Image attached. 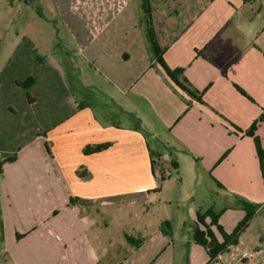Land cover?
<instances>
[{
	"label": "crops",
	"instance_id": "obj_1",
	"mask_svg": "<svg viewBox=\"0 0 264 264\" xmlns=\"http://www.w3.org/2000/svg\"><path fill=\"white\" fill-rule=\"evenodd\" d=\"M48 1L65 30L0 43V163L16 155L0 166V264H208L195 230L222 242L243 202L260 206L218 259L264 264L232 260L264 250V162L246 135L264 112V0ZM146 1L165 63L202 102L154 59ZM255 136L264 150V124Z\"/></svg>",
	"mask_w": 264,
	"mask_h": 264
},
{
	"label": "rangeland",
	"instance_id": "obj_2",
	"mask_svg": "<svg viewBox=\"0 0 264 264\" xmlns=\"http://www.w3.org/2000/svg\"><path fill=\"white\" fill-rule=\"evenodd\" d=\"M49 4L50 2L48 0H0V43H4V47L6 45L2 51L4 55L10 53L13 50V47L18 45L20 42H22V45H26L29 40H32L34 43L39 44L42 38H44V32L42 31H50L53 33L56 28L65 30V26H62V24L56 20V15L51 17L53 10L51 11L52 8H49ZM40 7L43 8L40 9ZM41 10L44 11L45 15L48 17V21L41 18ZM12 31H14L13 35L10 37L12 40L7 41L9 33ZM65 44L67 45L66 42ZM56 51H58V49ZM34 54H37L38 56L43 54L40 46L34 49ZM71 79L72 75L68 77V82L72 92L76 96L80 93L85 94L86 96L92 94L90 93L92 91L91 89H81V86L74 83ZM53 86L56 91L57 85ZM35 110H33L34 114L38 111ZM261 124H264V122L258 124L257 130ZM147 137L151 146L155 145L160 149V146L158 145L159 142L153 140L151 135L147 134ZM204 191L205 190H203V192ZM197 198L206 200L215 197L211 192H209V190H207L203 193V195H200ZM165 230H168L166 226ZM113 246L114 245L112 244V248ZM114 248L113 250H115Z\"/></svg>",
	"mask_w": 264,
	"mask_h": 264
},
{
	"label": "trees",
	"instance_id": "obj_3",
	"mask_svg": "<svg viewBox=\"0 0 264 264\" xmlns=\"http://www.w3.org/2000/svg\"><path fill=\"white\" fill-rule=\"evenodd\" d=\"M144 11L146 13V29H147V35L150 43L151 50L154 54V59L156 62H158L162 68L164 69L165 73L167 76L186 94H188L191 98L196 99L200 102H202L201 95L202 93H198L195 89H193L187 82L186 80L182 77V70L181 69H175L171 70L167 64L165 63L163 59V51L160 50L158 47L155 37L153 34V29H152V23H151V18H150V13H149V7L147 1L144 4ZM242 92V91H241ZM264 122V112L260 116V118L251 126V128L246 131V135L254 137L256 146H257V153L258 157L261 163V166L263 167V162H264V150H262L261 147V142L258 137L255 136L257 127L259 123ZM109 144H103L99 145L95 148L87 149L92 152H99L102 150H105L108 148ZM16 160V155H10V156H5L4 160L0 163V166L2 167L6 163H12ZM260 205L258 204H251L248 202H243L242 207L244 211L246 212L245 218L238 224V226L235 228V230L227 234L225 233L222 228H219L221 235L223 237V241L220 242L214 233L210 230L208 226H205V224L202 222L206 216L211 217L212 219V224H216V218L215 215L207 212L204 213L203 215H199L198 218L200 219V222L205 226V230L202 229H196L194 233V240L195 242L204 247L208 256H209V262L208 264H213L216 262L218 257L222 254L227 253L228 248L231 246H237L239 244V239L242 236L243 232L248 228L251 220L253 219L256 210L259 208ZM165 226L167 228L170 227V223L166 222L163 226V231L167 232L165 230ZM19 237V235H18Z\"/></svg>",
	"mask_w": 264,
	"mask_h": 264
},
{
	"label": "built area",
	"instance_id": "obj_4",
	"mask_svg": "<svg viewBox=\"0 0 264 264\" xmlns=\"http://www.w3.org/2000/svg\"><path fill=\"white\" fill-rule=\"evenodd\" d=\"M263 254H264V250L261 248L251 251H238L232 255V260L235 263L251 262L262 257ZM213 264H228V263L224 260L218 259Z\"/></svg>",
	"mask_w": 264,
	"mask_h": 264
}]
</instances>
